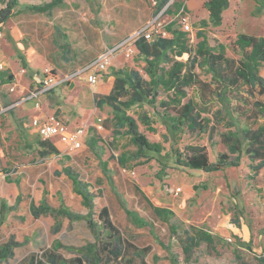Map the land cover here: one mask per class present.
I'll return each mask as SVG.
<instances>
[{"label": "rangeland", "instance_id": "obj_1", "mask_svg": "<svg viewBox=\"0 0 264 264\" xmlns=\"http://www.w3.org/2000/svg\"><path fill=\"white\" fill-rule=\"evenodd\" d=\"M20 1L23 5L51 2ZM171 1L177 4L172 13L157 18L155 0H65V7L56 8L50 18L22 13L0 28V63L5 65L0 71V146L10 174L6 177L0 173V210L2 201L8 207L0 224V248L11 239L21 244L14 258L3 264L47 262L51 256L73 264H79L80 258L84 264H173L172 255L179 264H264V167L257 170L258 162L252 161L245 150L240 155L230 154L221 141L226 132L242 134L244 128H264V62L256 72L253 88L219 78L226 74L229 61L238 66L246 60L245 52L236 46L239 34L264 37V0H229L220 27L210 23L207 0ZM184 19L190 31L185 30ZM170 24L174 31L185 33L188 48L197 50L205 40L210 54L223 53V67L216 68L217 76L198 56L193 70L196 85L187 88V96L182 97V103L191 99L204 114L217 117L209 126L213 141L208 140L207 133L191 132L186 127L174 130L166 121V114L176 115L174 110L161 105L170 101L174 91L160 87L154 104L146 99L143 105L127 110L139 131L157 149L141 151L126 129L114 136L115 113L108 106L100 110L95 102L96 95L111 92L115 73L127 69L150 80L145 58H140L138 50L134 49L129 60L118 54L115 62L122 60L120 66H111L95 86L85 75H74L104 51L148 26L154 30L150 41L162 33L171 37L165 31ZM55 27L68 37L69 51L64 50L66 40L57 36ZM167 56L169 61L188 59V55L181 58L175 52ZM169 61L162 60L159 67L169 69ZM44 78L62 83L41 97L43 111L55 113L72 129L82 125L89 128L85 139L88 148L70 156L82 181L94 186L95 219L101 230L97 240L87 223L89 209L64 174L62 160L59 156L39 159V138L24 127L37 111L32 104L20 102ZM144 116L149 118L151 128L143 122ZM105 118L110 119L108 129ZM99 119L103 121L102 130L96 128ZM92 139L94 146L90 144ZM243 142L246 148V140ZM191 145L205 146L212 163L220 155L229 154L234 164L213 173L188 169L177 160H184ZM117 158L125 159V165ZM63 201L83 218L35 214L31 208H40L46 202L59 210ZM103 207L109 209L115 232H109L107 222L99 217ZM155 207L169 209L174 215L163 222L156 217ZM126 209L151 222L159 242L150 227L137 226ZM202 232L212 235V245L199 238ZM186 241L191 245L189 253L184 252ZM57 243L64 248L57 249ZM91 246L96 260L85 259L79 251ZM69 247L75 250L66 249Z\"/></svg>", "mask_w": 264, "mask_h": 264}, {"label": "trees", "instance_id": "obj_2", "mask_svg": "<svg viewBox=\"0 0 264 264\" xmlns=\"http://www.w3.org/2000/svg\"><path fill=\"white\" fill-rule=\"evenodd\" d=\"M171 0H155L156 12L160 14L164 11L163 15H170L172 9L177 4H169ZM65 0H51V2L43 5H23L20 0H0V28L8 23L13 17L22 13L29 14H43L47 17H51L53 11L56 8L65 7ZM168 6V7H167ZM229 7V0H207L205 8L210 14V23L215 27H220L223 24V14ZM165 31L171 34V37H157L151 42L147 41L145 37H140L134 42L135 47L139 53L145 58L146 61V73L150 77L147 81L136 71L115 73L114 87L108 95H96V105L102 110L108 106L113 110L117 117V123L113 134L116 136L119 131L126 129V134L131 136L134 142L143 150H157L155 146L151 145L146 136L139 131L137 122L127 114V110L133 106L143 105L146 99H149L152 104L156 100V89L162 88L167 91H174L171 95V99L168 103H162V107L165 110H174L175 116L166 114V121L176 131H180L182 127H186L189 131L200 133H207L208 140L212 143L214 132H209V126L213 120L217 117L204 114V111L200 105H196L191 99H188L186 103H182V97L187 96L186 89L196 85L194 81L195 75L193 70L196 66L198 56L203 57L205 62H208L213 69V73L216 72V68L223 67L222 59L223 53L218 56H214L208 52L207 42L204 40L197 46V50L188 48L186 45V37L184 32H178L173 30V25L170 24L165 27ZM57 36H62L66 40L65 49L66 52L70 50V44L68 43V37L61 33L59 27H55ZM236 46L245 52V61H241V64L236 66L233 61H229L225 65L226 74H218L221 82L229 80L232 85H238L239 83L249 84L253 88L257 82L256 72L261 64L264 62V37H256L247 34H239L236 40ZM170 52H175L177 57L183 58L188 55L187 61H169L167 56ZM172 62L169 69L160 68L159 63L162 61ZM25 65H27L25 63ZM217 76V72L216 75ZM3 77L2 75L0 76ZM5 82V81H4ZM125 99V100H124ZM202 109V110H201ZM2 108L0 106V112ZM143 122L150 127V120L147 116L143 117ZM106 128H109V120L105 121ZM243 134V135H242ZM242 134L239 131L226 132L221 135V141L228 147L230 154H241L243 150L246 151L249 158L258 162L257 170L264 167V128L256 130L250 128H244ZM37 142L39 159L45 160L52 155L61 156L60 150L51 141H43L38 136ZM115 140V137H114ZM246 140V148L244 145ZM94 146L95 142L90 143ZM62 168L64 174L72 181L74 191L82 196L84 204L89 209L87 214V223L96 235V240L99 239L100 225L96 221V208L95 197L93 195L94 186L86 184L82 181L80 176L76 173L77 166L68 156H62ZM121 165H125V159L117 158ZM182 166L192 169L200 170L205 173L220 172L226 168L232 166L234 163L231 161L229 154L220 155L215 163H212L209 157L208 150L205 146L191 145L188 147V153L185 155L184 160H177ZM106 166V165H105ZM20 185V182H17ZM35 214H61L67 216L71 220H80L83 217L75 214L70 208L66 206L64 201L62 202L59 210L52 209L46 202L40 207H31ZM8 210V207L4 201L1 204L0 214L2 215L0 224L4 222V212ZM153 211L157 218L163 222H169L174 213L166 208H153ZM127 214L132 221L140 227H150L152 236L158 240L159 238L155 234L154 226L151 222L140 217L136 212L126 209ZM99 217L103 218L107 222V228L109 232H115L114 227L110 223V212L108 207H103L99 213ZM199 238L212 245L214 239L211 234L202 232ZM189 241L194 242V238H188ZM161 244V243H159ZM21 244L11 239L8 243L4 244L0 248V264L14 258L15 249ZM57 249L64 248L60 243L56 244ZM68 250H75L73 247L66 248ZM191 245L184 242V252H190ZM79 251L85 259H97V254L94 247L81 248ZM157 260V257H155ZM171 260L173 264H179L177 258L172 255ZM73 264L67 260H58V258L51 256L47 262L36 261L32 264ZM79 264H84V259H78Z\"/></svg>", "mask_w": 264, "mask_h": 264}, {"label": "built area", "instance_id": "obj_3", "mask_svg": "<svg viewBox=\"0 0 264 264\" xmlns=\"http://www.w3.org/2000/svg\"><path fill=\"white\" fill-rule=\"evenodd\" d=\"M183 25L186 31H190V26L188 25L187 19L183 20ZM154 36V30L150 29L149 26L145 29L139 31L134 36L129 37L123 43L118 45L113 49L104 51L90 63L85 65L80 71H78L74 76L85 75L87 82L91 86H95L100 82L104 73L114 65L115 58L118 54L123 53L126 59L133 57L137 49L134 42L140 37H145V39L151 42V38ZM165 33L159 35V37H164ZM5 69V65L0 63V71ZM62 82L57 83L53 78H44L37 89L30 91L26 97L22 99L20 103L34 102L35 109L40 113L34 118H32L27 126L31 129L37 131L38 136L43 141H51L53 143L60 142L65 144L70 151H80L86 147V137L88 134V127L82 125L76 127L75 129L70 128L60 117L56 114H44L42 109L41 97L47 93L54 90ZM14 92V88L11 89ZM2 99L0 97V103ZM5 111V110H4ZM2 111L0 112V114ZM98 125L96 128L98 130L103 129V121L98 120ZM229 241L231 239H228Z\"/></svg>", "mask_w": 264, "mask_h": 264}, {"label": "crops", "instance_id": "obj_4", "mask_svg": "<svg viewBox=\"0 0 264 264\" xmlns=\"http://www.w3.org/2000/svg\"><path fill=\"white\" fill-rule=\"evenodd\" d=\"M102 54V53H101ZM138 54H139V56H140V58H142V59H144V57L139 53V51H138ZM99 56V55H98ZM124 56V55H123ZM124 59H126V58H124ZM126 60H129V59H126ZM122 63V60H120V61H117V62H115L114 63V65L113 66H116L115 64H117V66H120V64ZM125 72H128V73H131L132 71H130V70H125ZM105 74V73H104ZM112 81H113V83H115V79L113 78L112 79ZM113 87H114V84H113ZM113 87H112V89H113ZM112 91V90H111ZM111 92H109V93H107V94H105V95H108V94H110ZM23 105H27V104H32L33 106H34V102H28V103H22ZM34 109H35V107H34ZM36 110V109H35ZM37 111V110H36ZM43 113L44 114H49V113H45L44 111H43ZM38 114H40L38 111H37V115ZM52 114V113H51ZM53 114H55V113H53ZM58 116V115H57ZM59 117V116H58ZM34 118V117H33ZM31 120V119H30ZM108 121L109 120V122H110V119H108V118H105V120L104 121ZM27 123L28 122H26V123H24V127L26 128V130H27V132L29 133V134H31V135H34V136H36V137H38V134H37V131L36 130H34V129H31V128H29L28 126H27ZM106 129H108V128H106ZM92 141H94L93 139H92ZM95 142V141H94ZM91 143V142H90ZM55 145H56V147L59 149V150H64L67 154L66 155H64L61 151V156H59L60 157V160L62 159V156H68V157H70L71 158V160L73 161V159H72V157L70 156V155H72V154H74V153H76V152H78V151H70L69 149H68V147L65 145V144H63V143H60V142H56V143H54ZM60 146V147H59ZM62 148V149H61ZM85 148H88V146H86ZM84 148V149H85ZM83 149V150H84ZM67 151H69V152H67ZM80 151H82V150H80ZM52 156H56V155H52ZM51 156V157H52ZM7 161V157H6V155H5V152H4V150L3 149H1V146H0V173L1 174H4L6 177H8L10 174H9V172L6 170V168H5V162ZM16 191H17V194H18V190L16 189L14 192L16 193ZM13 192V193H14ZM2 197V196H1ZM0 197V198H1ZM3 198V197H2Z\"/></svg>", "mask_w": 264, "mask_h": 264}, {"label": "water", "instance_id": "obj_5", "mask_svg": "<svg viewBox=\"0 0 264 264\" xmlns=\"http://www.w3.org/2000/svg\"><path fill=\"white\" fill-rule=\"evenodd\" d=\"M171 2L172 1H170V3L169 4H171ZM168 7V6H167ZM165 11V10H164ZM164 11H162L158 16H157V18L159 17V16H161L163 13H164Z\"/></svg>", "mask_w": 264, "mask_h": 264}]
</instances>
